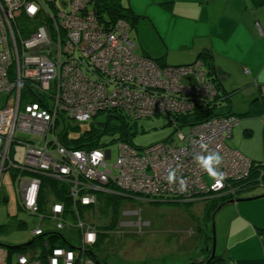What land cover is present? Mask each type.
I'll return each mask as SVG.
<instances>
[{"label": "built area", "instance_id": "obj_1", "mask_svg": "<svg viewBox=\"0 0 264 264\" xmlns=\"http://www.w3.org/2000/svg\"><path fill=\"white\" fill-rule=\"evenodd\" d=\"M97 1L0 0V93L6 95L0 106V197L11 170L21 208L39 217L33 236L58 234L66 243L45 242L46 264H98L88 251L99 229L84 214L97 208L101 192L165 201L211 192L235 195L232 182L247 178L253 168V160L227 143L239 116L180 120L195 101L217 94L203 62L160 66L138 52L128 20L116 19L108 28L100 22ZM190 70L197 74L195 84L183 81ZM106 110L135 119L168 115L177 132L146 148L119 140L114 162L111 148L76 149L62 142L60 121L87 122ZM19 131L33 138H22ZM19 143L26 145L22 162L15 159ZM53 182L66 186L68 198L56 196ZM51 220L54 228L47 231L43 224ZM72 227L81 233L75 248L60 232ZM1 246L0 264H6ZM16 264L43 260L19 253Z\"/></svg>", "mask_w": 264, "mask_h": 264}, {"label": "crops", "instance_id": "obj_2", "mask_svg": "<svg viewBox=\"0 0 264 264\" xmlns=\"http://www.w3.org/2000/svg\"><path fill=\"white\" fill-rule=\"evenodd\" d=\"M125 4L138 16L133 28L142 40L141 54L162 58L168 65H185L196 62L206 50L225 71L222 83L227 91L237 89L236 95L253 86L247 91L252 101L264 88V0H129ZM262 116L255 112L240 116V126H234L227 140L255 162L264 161ZM261 194L264 185L245 189L240 197ZM231 204L236 205L231 210L233 222L223 230L216 250L224 258L221 264H264V197ZM203 247L202 243L197 259L206 258Z\"/></svg>", "mask_w": 264, "mask_h": 264}, {"label": "rangeland", "instance_id": "obj_3", "mask_svg": "<svg viewBox=\"0 0 264 264\" xmlns=\"http://www.w3.org/2000/svg\"><path fill=\"white\" fill-rule=\"evenodd\" d=\"M128 3L129 0H122ZM131 37L137 42L138 52H143L142 40L137 36V29L131 30ZM145 40V39H144ZM192 64V63H191ZM183 81L195 84L197 74L195 71L183 73ZM253 88L249 86L233 95L230 100H222L219 104V110H226L228 106L232 111L243 112L248 109L251 97L247 91ZM245 92L246 97H242ZM5 93H0V106L5 103ZM232 101V102H231ZM245 113V112H243ZM243 113L242 116H245ZM108 110L101 111L96 117L87 122L78 123L74 120H67L68 132L70 138L79 137L86 129L95 128L103 129L102 123L108 122ZM117 115V113H114ZM241 116V117H242ZM240 117V115H239ZM126 122L130 126V135L132 142L139 148H146L157 142L171 138L177 132L178 125L170 122L168 115L160 114L153 117H141L138 119L126 117ZM110 128L100 136V144L105 148L112 149L111 162L115 161L119 150L118 142L122 133L119 129H112L113 125L122 124L120 117L110 116ZM77 125L79 127H77ZM239 125L235 126L237 129ZM64 122L57 124V131L64 130ZM184 129H187L184 127ZM19 136L25 139H32L33 134L29 132H18ZM45 144V141H43ZM26 145L23 143L16 144L15 159L23 161L25 157ZM258 188H253L256 190ZM118 221L114 227L109 225L112 220L111 206L107 207L105 203L99 202L97 209L85 212L84 218L96 223L99 234L105 230L104 241L94 247V259H104L107 264H175L187 263L192 258L200 256V246L204 243L202 231L200 228H207L210 235L212 232V221L204 220L205 201L192 202L190 199H181V201H160L154 197L143 196H120L118 197ZM188 200L189 203L188 204ZM236 208L234 204H228L219 209L215 217V229L217 246H220L224 237L223 230L233 222L232 212ZM121 219V220H120ZM75 221L74 218L71 219ZM238 222V221H236ZM22 223L25 225L21 226ZM39 223V217L32 215L23 210L19 204L17 188L12 177V171L5 172L2 181V193L0 197V244L19 245L29 242L35 237L32 231ZM49 224H43V228L49 231L54 228L55 221L51 220ZM117 229V230H116ZM71 240V244L78 247L81 240V233L76 227L63 229L60 231ZM220 232V235L218 234ZM1 246V247H2ZM7 255L13 248H3ZM40 252L41 247L36 243L28 249L27 254L33 251ZM92 249V248H91ZM18 252H14L11 264H16ZM98 256V257H97ZM5 263L9 264L8 259ZM99 264V263H98Z\"/></svg>", "mask_w": 264, "mask_h": 264}, {"label": "trees", "instance_id": "obj_4", "mask_svg": "<svg viewBox=\"0 0 264 264\" xmlns=\"http://www.w3.org/2000/svg\"><path fill=\"white\" fill-rule=\"evenodd\" d=\"M96 11H97V16L100 19V22L103 23V25L108 28L116 19L123 18L126 19L130 22L131 27H135L138 16L131 10V8L126 5L122 0H98L96 2ZM103 19V21H101ZM107 22V23H106ZM147 56V55H146ZM153 58V57H152ZM160 66H170V67H182V66H190L192 64H185V65H168L166 63H163L162 58L156 59L153 58ZM202 61L203 64L205 65V71L207 73L208 79L212 81L215 86L217 87V94L213 98H204V99H199L195 101L193 109L188 112L187 114L181 115L180 120L184 123H197L206 119H209L215 115H229L230 114H235V115H240V113H234L230 107L228 106V109L224 110H219V104L222 100H230L231 97L235 94L237 89H233L231 91H227L223 87V83L221 79L219 78L217 74V69L216 65L213 62V57L212 54L209 51H203L200 55V57L197 59V61ZM26 87V86H25ZM24 87L23 92H22V99L26 100L28 96L29 90ZM264 88L261 86L259 88V95L255 97L250 104V109L243 113L244 115H249L251 112H255L256 114H261L264 115ZM32 99H37V96L35 98L32 97ZM115 112H112L109 114L108 122L105 124L102 123L103 129L95 128L94 124L92 128L86 129L79 137L77 138H70L69 137V132H68V123H64L65 127L64 130L60 132V137L62 142L71 147V148H76V149H93L97 148L100 146H104L100 144V136L103 132H106L110 128V116H118L120 117V120L122 121V124L118 125H113L111 128L114 129H119L122 133V136L119 138L122 141L129 142L134 145L132 142V138L130 135V126L126 122L125 118L127 117L126 115H122L117 113L114 114ZM176 118H179V116ZM170 122H172L170 118ZM80 124V123H79ZM77 127H79L77 125ZM248 134V133H247ZM135 146V145H134ZM58 183L53 182L54 189L56 191V196L61 199H66L68 198L67 192L68 190L65 188L66 186L60 185L61 187L57 186ZM264 184V161L260 162H255L253 161V168L251 170V174L237 182H232L231 186H234L237 188V193L238 194H232L229 192H220V193H214L211 192L209 194H205L202 196H196L193 199H190V201H205V206H204V220H205V225L208 226L206 221H212V217L214 212L217 210L218 206L223 203L224 201L231 199L233 197H240V193L244 191L245 189H249L251 187H255L257 185ZM120 196H128L126 193H105L101 192L99 193V202H104L107 207L111 206L112 210V220L109 225L110 228L114 227V225L118 221V197ZM166 201H181L180 199H175V200H166ZM192 203L189 202L188 204ZM84 208V207H81ZM92 209H97L95 207H92ZM25 225V223H22L21 226ZM202 231V236L204 241V247L203 249L205 250L206 253V258L205 259H197V258H192L190 261L184 264H221L223 261V257L216 254L213 259H211L209 262V258L211 257V247H212V236L210 235V232H208L207 228H200ZM106 234L108 232L105 230L104 232H101L97 242L92 246V250L88 251L89 254L94 255V247L100 245L102 241H104ZM32 241L31 244H19L22 245L21 248L19 249H14V250H9L8 253V261L9 264H11V259L14 254V252L19 253H25L28 251L30 247L35 245L36 243H39L41 250L40 252L38 250H35L32 252V254L39 255V257L42 258L43 264H46V257L49 252L48 248L45 245V242L48 241L52 246H65L66 243L63 242L58 234H47V235H41L38 237H35L34 239L30 240ZM98 257V256H97ZM99 264H102V260L100 259L97 260ZM104 263L107 264V261L104 259ZM146 264V263H143ZM166 264V263H165ZM183 264V263H182Z\"/></svg>", "mask_w": 264, "mask_h": 264}, {"label": "water", "instance_id": "obj_5", "mask_svg": "<svg viewBox=\"0 0 264 264\" xmlns=\"http://www.w3.org/2000/svg\"><path fill=\"white\" fill-rule=\"evenodd\" d=\"M216 69H217V74H218L219 78L221 79V81H223L225 78V76H224L225 71L220 66H216ZM108 153H110V152H108ZM262 197H264V194L252 196V197H233L231 199L224 201L223 203H221L218 206L217 210L214 212L213 217H212V228H213L212 229V232H213L212 247H211V257L209 258L208 262L211 259H213L216 255L217 238H216V229H215V217H216L217 211L227 204H231V203H235V202H241V201H251V200H255L258 198H262ZM160 201H165V200H160ZM31 243H32V241L27 242V244H31ZM3 247L19 249L22 247V245H3ZM73 248H75V247L73 246Z\"/></svg>", "mask_w": 264, "mask_h": 264}, {"label": "clouds", "instance_id": "obj_6", "mask_svg": "<svg viewBox=\"0 0 264 264\" xmlns=\"http://www.w3.org/2000/svg\"><path fill=\"white\" fill-rule=\"evenodd\" d=\"M220 159H221V158H220V156H219V155H217V156H216V161H217V163H219V162H220Z\"/></svg>", "mask_w": 264, "mask_h": 264}, {"label": "bare ground", "instance_id": "obj_7", "mask_svg": "<svg viewBox=\"0 0 264 264\" xmlns=\"http://www.w3.org/2000/svg\"><path fill=\"white\" fill-rule=\"evenodd\" d=\"M101 21H103V19H101ZM107 23V22H106ZM230 114V113H229ZM193 202V201H192ZM121 220V219H120ZM117 230V229H116ZM95 251V250H94ZM101 261V260H100Z\"/></svg>", "mask_w": 264, "mask_h": 264}]
</instances>
